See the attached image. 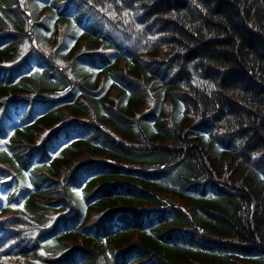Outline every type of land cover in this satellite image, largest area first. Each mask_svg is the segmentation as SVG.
I'll list each match as a JSON object with an SVG mask.
<instances>
[{
	"label": "trees",
	"instance_id": "1",
	"mask_svg": "<svg viewBox=\"0 0 264 264\" xmlns=\"http://www.w3.org/2000/svg\"><path fill=\"white\" fill-rule=\"evenodd\" d=\"M0 264H264V0H0Z\"/></svg>",
	"mask_w": 264,
	"mask_h": 264
}]
</instances>
